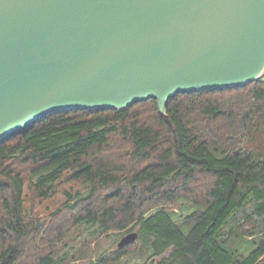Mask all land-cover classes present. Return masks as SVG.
Returning a JSON list of instances; mask_svg holds the SVG:
<instances>
[{"label": "trees", "instance_id": "16d2710c", "mask_svg": "<svg viewBox=\"0 0 264 264\" xmlns=\"http://www.w3.org/2000/svg\"><path fill=\"white\" fill-rule=\"evenodd\" d=\"M0 264H264V76L164 113L152 99L52 114L2 142Z\"/></svg>", "mask_w": 264, "mask_h": 264}, {"label": "water", "instance_id": "95a60500", "mask_svg": "<svg viewBox=\"0 0 264 264\" xmlns=\"http://www.w3.org/2000/svg\"><path fill=\"white\" fill-rule=\"evenodd\" d=\"M263 76L264 0H0V144L52 114L152 99L164 113Z\"/></svg>", "mask_w": 264, "mask_h": 264}, {"label": "rangeland", "instance_id": "374dc122", "mask_svg": "<svg viewBox=\"0 0 264 264\" xmlns=\"http://www.w3.org/2000/svg\"><path fill=\"white\" fill-rule=\"evenodd\" d=\"M61 198H62V196H58L52 202H50L48 204L47 211H45V206L46 205H43L40 208L39 215L42 216V217H45V216H48V215L53 214L54 212H56V208H58L60 206V204L62 203V199ZM191 210H192V206L189 204V202H186V201L183 202L182 208L176 209V211L178 212L179 215L180 214H186V213L190 212ZM64 228L66 229V226ZM71 232L68 235L69 236L71 235L72 238L71 237L69 238L68 236L66 237L67 241H68V245L63 249V252H64L65 249H68V246H69V247H71V253H75V254L78 255V253H80V251H81L82 240L80 238V235L76 237V234H78L77 231L72 230ZM119 238L116 240V238L114 236H112L111 239L105 240L101 244L100 248H98L97 252L93 253L91 255V257L96 256L101 251H109L110 252V251L114 250L122 237L120 239ZM68 251H70V250H68Z\"/></svg>", "mask_w": 264, "mask_h": 264}]
</instances>
